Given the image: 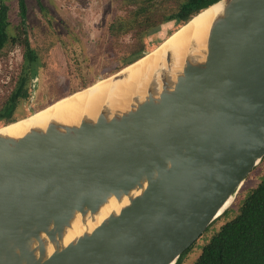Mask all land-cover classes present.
I'll use <instances>...</instances> for the list:
<instances>
[{
  "label": "water",
  "instance_id": "obj_1",
  "mask_svg": "<svg viewBox=\"0 0 264 264\" xmlns=\"http://www.w3.org/2000/svg\"><path fill=\"white\" fill-rule=\"evenodd\" d=\"M216 4L206 40L181 63L170 48L144 93L0 128V264H176L233 204L264 158V0L183 25Z\"/></svg>",
  "mask_w": 264,
  "mask_h": 264
},
{
  "label": "rangeland",
  "instance_id": "obj_2",
  "mask_svg": "<svg viewBox=\"0 0 264 264\" xmlns=\"http://www.w3.org/2000/svg\"><path fill=\"white\" fill-rule=\"evenodd\" d=\"M0 1L7 20L0 50V110L15 105L13 115L19 119L0 122V128L28 119L98 80L96 85L106 82L101 79L153 51L184 24L175 14L174 0ZM21 85L25 95H15ZM263 179L264 158L241 187L246 189L241 199ZM239 193L181 264H193L221 225L240 213Z\"/></svg>",
  "mask_w": 264,
  "mask_h": 264
},
{
  "label": "bare ground",
  "instance_id": "obj_3",
  "mask_svg": "<svg viewBox=\"0 0 264 264\" xmlns=\"http://www.w3.org/2000/svg\"><path fill=\"white\" fill-rule=\"evenodd\" d=\"M219 8L220 5L216 4L206 9L188 24L182 25L179 28L180 30L178 29L175 33L170 34L156 49L126 68L131 71V75L127 81L118 83L119 81H113V78L110 77L103 79L106 82L96 85L99 83L98 80L88 86L89 88L87 89L69 94L68 97L71 99L66 98L61 100L34 116L8 125L1 130L11 133H25L30 127L45 125L52 118L74 123L80 121L86 113L92 116L97 114L108 98L115 103L118 100L128 101L132 93H144L147 85L158 74V70L166 66L165 55L170 48L174 51L176 61L181 63L187 54L192 38H196L202 43L206 40L210 20Z\"/></svg>",
  "mask_w": 264,
  "mask_h": 264
},
{
  "label": "trees",
  "instance_id": "obj_4",
  "mask_svg": "<svg viewBox=\"0 0 264 264\" xmlns=\"http://www.w3.org/2000/svg\"><path fill=\"white\" fill-rule=\"evenodd\" d=\"M216 1L218 0H174L178 3V10L175 14L185 24L201 10ZM144 11L147 12L148 9ZM6 23V13L2 7L0 12V50L4 45V39L7 37ZM30 52L29 50L28 55L31 56ZM22 87L23 85L17 88L15 95H18L17 93L25 95ZM15 108V105H9L0 110V122L6 125L16 121L13 115ZM245 191L246 189L240 191V196L237 199L243 200L240 213L221 225L219 230L203 245L202 249L200 248L201 251L193 264H264V179L246 197L241 199V195H244ZM228 209L221 216L225 215ZM197 242L193 243L181 255L176 264H181L183 258H187V254L193 251Z\"/></svg>",
  "mask_w": 264,
  "mask_h": 264
},
{
  "label": "flooded vegetation",
  "instance_id": "obj_5",
  "mask_svg": "<svg viewBox=\"0 0 264 264\" xmlns=\"http://www.w3.org/2000/svg\"><path fill=\"white\" fill-rule=\"evenodd\" d=\"M23 3V2H22ZM0 5H1V1H0ZM24 5V4H23ZM25 6V5H24ZM1 9H2V5H1ZM1 9H0V12H1ZM21 9H24L23 6H21ZM22 14V13H21Z\"/></svg>",
  "mask_w": 264,
  "mask_h": 264
}]
</instances>
